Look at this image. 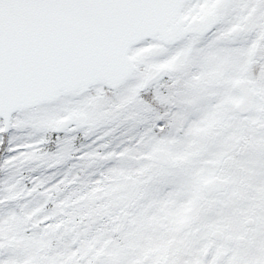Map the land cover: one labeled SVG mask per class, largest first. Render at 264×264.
<instances>
[{"label": "snow or ice", "instance_id": "6c2138e0", "mask_svg": "<svg viewBox=\"0 0 264 264\" xmlns=\"http://www.w3.org/2000/svg\"><path fill=\"white\" fill-rule=\"evenodd\" d=\"M0 264H264V0H0Z\"/></svg>", "mask_w": 264, "mask_h": 264}]
</instances>
